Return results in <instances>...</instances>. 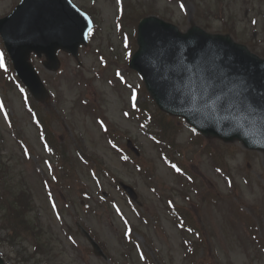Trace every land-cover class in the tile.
Returning <instances> with one entry per match:
<instances>
[{
	"label": "rangeland",
	"instance_id": "1",
	"mask_svg": "<svg viewBox=\"0 0 264 264\" xmlns=\"http://www.w3.org/2000/svg\"><path fill=\"white\" fill-rule=\"evenodd\" d=\"M18 1L0 0V16L13 9ZM73 1L81 9H91L99 23L91 41L79 51L80 68H77L76 60L65 53L59 55L61 66L57 73L45 70L42 58L33 59V64L52 93L51 99L43 103L40 110L49 114L54 108L58 115L56 119H51L49 127L66 148L69 163L73 166L71 170L77 178L74 179L71 172L69 176L66 175V170H61L56 164L58 158L49 156L43 149L36 127L22 104L19 88L9 89L4 98L7 114L13 118L14 129L7 122L3 107H0L1 151L9 165L8 185L20 192L24 185L20 183L28 185L27 198L23 197L27 209H19V213H28L31 221L25 222L23 228L33 227L35 223L38 225L39 219L43 228L40 233L44 234L37 239L36 255L32 256L37 240H31L33 237L29 233L18 232V237H15L17 231L0 221V256L4 259L3 264H145L139 249H132L123 257L125 247L121 233L124 225L113 209L127 213L131 223L138 225V230L132 236L137 246L148 257L154 258V261L151 260L153 264H193L183 256L181 234L165 212V200L170 197L178 206L190 207L197 226L206 235L205 248L197 249L200 256L196 254L194 264H264V169L261 168L260 157L257 164H251V168L252 171L257 169L256 172L262 169V177L257 173L250 175L249 168L245 175L239 141L226 143L214 139L211 144L208 143L209 150H218L226 158L234 178L231 183L223 164L217 163L209 154L195 152L197 149L193 146L187 147L185 142L192 132L183 128L177 143L184 146V164L188 167L189 176L193 177L191 182L194 186H188L187 180L173 175L158 156L157 145L140 134L135 118L124 112L129 110L131 93L120 84L117 72L120 71V78L125 75L128 83L137 84L140 80L123 67L129 60L133 44L129 34L126 43L120 42L115 22V1ZM130 1L136 9L151 11L150 14L177 25L180 31L198 24L206 31L229 34L234 40L251 45L258 53L264 52V0ZM257 16L255 28L253 19ZM220 17L224 18L226 24ZM132 31L133 27H130L129 33ZM125 32L123 29L121 33L124 35ZM99 55H103L104 68L100 65ZM116 60L118 65L114 63ZM96 70L99 74H95ZM139 98L141 100L140 94ZM83 100L91 103L84 105ZM93 105L95 110L92 109ZM95 111L122 133L117 140L119 146H124L127 136L138 145L140 160L150 177L122 163L96 124ZM78 153L83 154L86 164ZM91 159L104 163L119 181H124L137 191V200L145 217L138 218L128 210L126 198L114 187L113 180L103 175L99 181L92 180L86 166L91 164ZM84 188L91 194L86 203L81 198ZM101 189L108 193V200L114 199L117 205L101 199ZM230 191H234L236 200L225 194ZM186 195L190 196L191 201L186 200ZM238 199L242 203L241 208ZM5 200H8V196ZM248 205L255 208L258 217ZM243 215H246L245 219ZM252 221L257 225L256 233L247 227ZM76 223L87 227L100 241L105 242L110 255L120 258L119 263L92 254L87 239L77 232Z\"/></svg>",
	"mask_w": 264,
	"mask_h": 264
},
{
	"label": "water",
	"instance_id": "2",
	"mask_svg": "<svg viewBox=\"0 0 264 264\" xmlns=\"http://www.w3.org/2000/svg\"><path fill=\"white\" fill-rule=\"evenodd\" d=\"M47 1L48 0H24L23 9L19 8V16L15 15V13L19 11L18 9L9 17L12 25H16L21 31L27 27L38 28L39 20L37 21L33 17V13L38 6H47ZM80 16L73 15L70 21V23L73 24V40L71 41L70 38H68L63 41V43L61 42V44H59L60 47L72 53H75L78 48L77 46L84 42V34L91 25L87 17L83 14ZM7 34L10 35L9 30ZM219 38L222 39V37ZM148 39L150 38L140 36L139 44H141V47L136 53L135 58L140 59L144 57L141 62L138 63V69L143 73L144 77H146L148 89H150L161 108L167 109L174 114L183 115L187 121L192 122L199 130L203 131L208 136L215 135L225 140H233L234 137H240L246 141L247 144L254 143L253 129L245 127V124L247 123L251 126L255 125L257 118H254L248 109L242 107V103H236L230 107L224 106L222 99L218 97L217 88L213 85L214 80L210 79L209 76L180 73L171 77L165 75L167 73L165 69L160 70L159 73H154L148 66H144V59L149 54L148 45L150 41ZM224 40L227 39L224 38ZM227 41L229 42V40ZM22 47L23 45L18 43L11 45L16 71L24 77L33 94L36 95L37 91V96L41 99L40 95H42V93H40V90L42 85L38 82L33 72L29 70V65L25 62L27 55L24 57ZM241 50L242 48H238V51L241 52ZM154 55L161 58L160 54L154 53ZM246 57L255 61L257 64L261 63V61H258L255 57ZM29 75L34 77H30Z\"/></svg>",
	"mask_w": 264,
	"mask_h": 264
},
{
	"label": "trees",
	"instance_id": "3",
	"mask_svg": "<svg viewBox=\"0 0 264 264\" xmlns=\"http://www.w3.org/2000/svg\"><path fill=\"white\" fill-rule=\"evenodd\" d=\"M0 160H1V158H0ZM5 168H6V166H5V162H3V161H0V170H4V171H6L5 170ZM21 190V193H19V196L20 197H22V199H23V197L24 196H26V198H27V195H26V193H28V190L26 189V188H22V189H20ZM19 201H21V199L19 200ZM23 203H21V205H22ZM21 205H20V207H21ZM10 210H12V215L10 216L14 221H16V224L17 225H19V224H21V225H24V223H25V218H24V213H19L18 211H17V209H16V207H10ZM18 216H19V221L17 222V220H18Z\"/></svg>",
	"mask_w": 264,
	"mask_h": 264
},
{
	"label": "snow or ice",
	"instance_id": "4",
	"mask_svg": "<svg viewBox=\"0 0 264 264\" xmlns=\"http://www.w3.org/2000/svg\"><path fill=\"white\" fill-rule=\"evenodd\" d=\"M181 7L183 8V5H181ZM127 47V45H125ZM0 66H3V62H2V54H0ZM0 107H2V105H0ZM173 168H176L175 165H173ZM177 171H179V169H176Z\"/></svg>",
	"mask_w": 264,
	"mask_h": 264
}]
</instances>
